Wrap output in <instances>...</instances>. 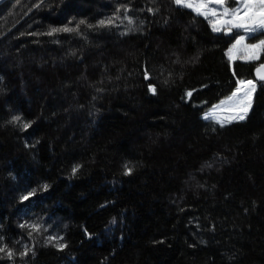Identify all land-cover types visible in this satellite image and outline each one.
I'll use <instances>...</instances> for the list:
<instances>
[{
  "label": "trees",
  "instance_id": "1",
  "mask_svg": "<svg viewBox=\"0 0 264 264\" xmlns=\"http://www.w3.org/2000/svg\"><path fill=\"white\" fill-rule=\"evenodd\" d=\"M212 20L175 0L0 6V264H264V52L227 57L264 30ZM238 80L245 118H206Z\"/></svg>",
  "mask_w": 264,
  "mask_h": 264
},
{
  "label": "snow or ice",
  "instance_id": "2",
  "mask_svg": "<svg viewBox=\"0 0 264 264\" xmlns=\"http://www.w3.org/2000/svg\"><path fill=\"white\" fill-rule=\"evenodd\" d=\"M210 2H214L218 7H211ZM175 3L185 7L192 8L198 15H204L214 17L210 23L212 24L213 31L226 30L231 32L233 29H242L247 34H252L258 30H264V0H237L235 7L229 8L225 4V0H200L198 3L189 2V0H175ZM83 23V21L81 22ZM103 23V22H102ZM73 29H53L55 31H72ZM51 35V33H49ZM246 36H240L236 40V44L233 46L235 49L237 46L244 44ZM233 49H229V59H232L231 53ZM245 49L248 52L249 59H258L259 55L264 52V40H260L257 44L245 45ZM257 78L264 80V64H261L257 68ZM236 91L232 96L228 98V102L233 104H239L241 106V112L238 116H234L231 119L243 120L247 114L248 108L251 106V94L255 91V83L252 80H238ZM155 92V89H150ZM243 92L241 97L239 94ZM191 95V93H189ZM207 118V117H206ZM19 119V117H17ZM27 127V125H25ZM125 174H131V169L125 166ZM76 169H73L75 172ZM31 195V193L29 194ZM28 197L25 196L24 199ZM63 247V245H59ZM3 251V249H0ZM11 257L12 253L8 254Z\"/></svg>",
  "mask_w": 264,
  "mask_h": 264
},
{
  "label": "rangeland",
  "instance_id": "3",
  "mask_svg": "<svg viewBox=\"0 0 264 264\" xmlns=\"http://www.w3.org/2000/svg\"><path fill=\"white\" fill-rule=\"evenodd\" d=\"M189 2L198 3V2H200V0H189ZM225 4L229 8H232V7H235L237 5V0H225ZM210 6L211 7H218L214 2H210ZM187 8H189V7H187ZM189 9L192 10V11H194L192 8H189ZM194 12H196V11H194ZM202 16L205 17L204 15H202ZM208 17H211L212 19H214V17H212V16H208ZM236 30L243 31L242 29H236ZM246 39L244 41V44L237 46L235 49H233V46L236 44V40L229 47V49H233V51L231 53L232 59L231 60L229 59V61L231 63L234 60H236V59L243 60V61H256V60L259 59V58L258 59H249L248 58V55L249 54H248V52L245 49V45L257 44L259 42H256V43L255 42H250L248 40L246 41ZM260 55H259V57H260ZM227 57L229 58V50L227 52ZM235 91H236V89L233 92H235ZM233 92L228 97L224 98L222 101H220L219 103H217L214 106H212L206 112L205 117L214 119V120H216L220 124H226V123H229V122L238 121L239 119H231V118L234 117V116H238L240 114H243L241 112V106L239 104H233V103L228 102V98L232 96ZM253 93L251 94V104H252ZM239 95L242 97L244 94H243V92H241ZM250 107L248 108L247 113L249 112Z\"/></svg>",
  "mask_w": 264,
  "mask_h": 264
},
{
  "label": "water",
  "instance_id": "4",
  "mask_svg": "<svg viewBox=\"0 0 264 264\" xmlns=\"http://www.w3.org/2000/svg\"><path fill=\"white\" fill-rule=\"evenodd\" d=\"M6 1H8V0H0V6H1L2 4H4ZM261 64H264V62L261 63ZM261 64H259V65L256 67L255 72H254L255 81H257V82L264 81V80H261V79H258V78H257V71H256V70H257V68H258Z\"/></svg>",
  "mask_w": 264,
  "mask_h": 264
}]
</instances>
